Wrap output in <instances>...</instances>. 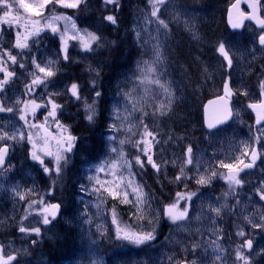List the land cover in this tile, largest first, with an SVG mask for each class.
Instances as JSON below:
<instances>
[{
  "label": "rangeland",
  "instance_id": "1",
  "mask_svg": "<svg viewBox=\"0 0 264 264\" xmlns=\"http://www.w3.org/2000/svg\"><path fill=\"white\" fill-rule=\"evenodd\" d=\"M232 1L229 0V4ZM262 1V13L264 16V0ZM26 2L35 4L39 0H26ZM181 9L185 11L184 8ZM75 10L63 9L59 6L53 9L49 5L48 8L44 9L43 15L48 17L54 13L56 15L71 16L75 20L77 28L81 29L75 18ZM176 10L177 6L173 3L166 8L167 14L172 17L178 14ZM182 10L181 19L187 21L185 12ZM194 18L196 16L193 12L192 16L189 17V25H191V21ZM21 23H23V20ZM64 24L65 21L63 20L56 22V26L61 31H63ZM43 25L44 22L41 20L40 27H43ZM68 27L71 29L70 22ZM136 28L143 33L142 23H139ZM17 31L20 32L21 39L23 40V37L27 35L24 27L18 28L16 25L0 24V53L5 52V50L10 51L12 55L17 56L18 60L17 64H13L7 59L6 55L2 57L6 61L4 66L9 72L14 73L9 83L0 91V103H3L5 107L17 109L13 113L0 112V123L8 125L9 128H21L24 125V121L19 120L20 112L18 111L24 107V104L16 103L17 101L27 102L35 99L36 103L43 104L46 102L49 93L63 92L72 83H79L84 89V95H88V86L82 84L80 81H73L74 71L72 67L80 63V66L85 67L83 71L88 72L87 67L89 64L93 67L102 66L99 63L102 62L101 52L107 48L99 49L93 53H84L79 47L78 41L68 40L70 60L66 61L62 59L63 52L60 50L61 43L58 34L54 35L50 30L45 29V31L40 33L39 37H28V48L14 49L12 46L15 43ZM194 31L196 32L195 28ZM248 33L249 31L238 35H231L228 41H224L230 53L233 54V65L231 68L226 66V62L216 51L217 47L216 49L213 47L215 58L218 60L217 63L210 67L207 66V79L212 86L213 93L215 92L214 94H225L224 84L225 82L229 84L232 92L230 98L234 100V120L232 123L215 132L207 133L204 130L200 135H186L173 128L167 130L166 128H169V126L165 127L163 125L162 117L156 119L149 116L144 120V123L149 125L150 130L157 133V139L162 142L153 148V151L156 153L154 159L157 163H160L162 160H177L178 165L188 145L192 146L194 157L201 162V172L209 166H217L221 160L224 163H235L233 158L239 157L244 162L247 161L248 157L241 155V152L245 150L246 144L249 149L258 146L259 151L264 152V139H261L259 142L255 140V137L260 135V129L264 128V126L254 127V118L248 109L249 102L260 100V93L262 91L260 81L264 80V48H258L257 44L252 41L250 45L249 41L251 37L248 36ZM68 35H72V32L69 31ZM209 43L211 44V42ZM33 58L37 63H40L41 67H45V62L48 60H57L59 58V63L55 64L52 68L56 72V75L50 78L52 83L47 89L41 86L37 87L34 92L26 94L25 86L30 84L32 79H34L32 73L41 77L43 76L32 63ZM20 63L25 64L26 67L20 68ZM199 66H205L204 60L199 62ZM254 71L257 72V76L254 77L256 83H249L247 74L252 75ZM88 76L91 78L90 75ZM3 78L4 73L0 72V79ZM163 79L169 81L166 76ZM172 90L175 93V89L172 88ZM244 91L248 93L247 96L241 94ZM155 93L157 101H166L163 92L159 89H156ZM41 96L44 97V100L40 99ZM175 97L174 95L173 101H175ZM54 99L57 104L64 105L62 112L57 113L61 123L71 125L73 135L81 137V139L78 141L77 149L71 155V163L64 172L62 182L55 188L53 194L55 198L52 195H47L51 184L50 179L28 155L31 151V145L27 142L17 144L10 151L8 163L12 165V168L10 171L0 174V245L5 246V255L13 254L16 256L13 264H42L40 262L37 263V260H39L38 256L45 255L52 246L54 249L55 245H58L56 239L61 240L60 235H58L62 232L61 228L66 230L69 228V225H72V228L75 229V251L69 260V264H88L89 257L102 259L103 264H169L168 258L170 256H174L176 260L187 258L188 260L195 259L197 264H212L214 259L212 241H216L217 237H222V240L217 242L227 249V264H233V249L241 243L236 239L230 244L218 225L223 211H227L228 209L229 199L232 196L229 195L225 198L223 195L229 192L227 182L217 177L210 185L203 187L197 185L194 178L196 170L191 165L189 166L190 170L186 172V175L191 179L178 183L175 182L179 187L178 190L197 192V195L189 202V217L186 222H183L182 227H177L166 216L161 215L157 228V238L148 246L118 245L107 238H100L98 236L91 237V239L97 240V244L92 246L91 239L88 236L89 228L91 227V231L95 232V223L106 222L110 225V216L107 221H102L101 218L96 217L95 223L91 226L84 224L81 214L85 211V205H87L88 213L95 217L96 208L94 205L97 200L95 195L81 192L79 186L81 184L88 185L87 176L91 173L87 169L92 165L100 163V161L109 155L108 144L105 139L108 134L106 127L107 112L97 122L98 126L90 127L83 120L81 105L70 100L69 94L65 93L54 97ZM115 100L116 97L114 100L106 101L107 106L110 108ZM184 105L189 106L190 102L187 101ZM50 107L49 105L48 108L50 109ZM78 109L81 110L78 112ZM146 111L151 113L153 109L149 107ZM186 111L188 113L186 117L189 119L190 112L189 110ZM249 113L250 115H248ZM46 115L47 110L41 108L37 110L36 116L34 118L30 116L29 120L30 122L42 123ZM190 115L196 118L195 112ZM49 123L52 124L51 121ZM52 127L54 129L55 125L52 124ZM24 131L27 132L29 129L24 126ZM31 131L36 136L37 130L31 129ZM90 131L101 137V145L98 143V145L89 144L85 134ZM40 135H43V132ZM169 137L172 139L169 140ZM120 138H124L123 135ZM134 139H139V136H136ZM163 141L168 142L163 143ZM52 148L55 150L54 142ZM125 151L129 154V158L138 154L137 150L130 144L125 146ZM133 171L138 173L135 179L144 184L145 192H147L146 184H149L151 191L154 194L156 193L155 200L157 198V205L161 204L156 210H162L165 205L174 201V198L169 199V193L165 192L161 182V186H159L156 180H154L158 188L149 183L150 178L154 177V170L150 166H146L142 174H140L141 170L139 168L134 167ZM219 171L226 173L227 170L220 168ZM162 172H164L161 174L162 177L169 182L171 179L174 180V177L179 172V167H173L169 163L166 170L162 169ZM125 176H127V173H125ZM240 179L244 181V184L243 187L236 189V193H239L241 198L237 199L239 200V204H237V200L234 201L232 210L238 212L240 215L241 226L244 229L240 228L239 230L242 229L245 233L249 232L255 238L256 243H253L254 250L252 252L254 264H264V254H259L261 249H264V231L253 229L245 220L247 216L253 218L255 221H259L260 216L264 215V203L255 192L256 188L260 186V182L264 181V156H261L260 163L254 171ZM185 184H187V188H185ZM88 186L91 187L90 185ZM14 187L21 193H25L30 188L34 189V194L29 197L31 200H37L42 196L46 203H61L58 220L51 225L41 226L40 221L42 217L39 215V207L33 206L29 208L27 199L20 200L14 195ZM159 190H162L167 195L169 201H162L160 203L159 196L157 197ZM224 204L227 207L222 210L220 216H216L214 212L210 211V208L219 207ZM111 206L112 201L109 200L107 207L110 208ZM185 206V202L180 201V209L182 210ZM119 211L122 214L123 220L130 222L129 206L119 205ZM25 215L28 218L23 221V226L26 228L41 227L39 236L35 233H21L19 231L22 217H25ZM197 216L200 217L199 220L195 219ZM65 234L67 233L65 232ZM33 240L37 241V243L33 244ZM193 244L199 245L194 254L190 248L187 253L182 251L185 246ZM90 247L93 248L92 252L89 251ZM245 251L247 252V250Z\"/></svg>",
  "mask_w": 264,
  "mask_h": 264
},
{
  "label": "snow or ice",
  "instance_id": "2",
  "mask_svg": "<svg viewBox=\"0 0 264 264\" xmlns=\"http://www.w3.org/2000/svg\"><path fill=\"white\" fill-rule=\"evenodd\" d=\"M149 5L152 8L149 16L146 19L152 22L151 18H156L157 23V35L155 37L149 34L148 40L144 41L140 46L142 48L147 47L151 42L150 56L148 59L138 60L130 76H126L124 81H121L124 87H120V83L117 84V91L115 93L116 100L112 103L111 107L107 106L104 99L105 92L102 85V66L93 67L88 65L87 71L90 75L88 80V95H84V89L79 83H72L70 87H66L63 92H53L48 94V98L45 103L38 104L35 99L31 101H17L16 103H23L24 107L20 108L19 120L24 121V125L21 128H9L8 125L0 123V174L10 171L12 165L8 163L9 153L12 148L17 144H23L27 142L31 145V151L28 153L31 160L36 162L43 173L50 179L51 184L49 186L47 195L54 197V191L58 184L63 180L65 170L71 163V155L77 149L78 141L81 137L73 135L72 126L63 124L59 120L57 113L62 112L64 105L57 104L54 97L69 94V99L74 103L81 105L83 111V120L88 126H98L97 122L104 117L107 112V135L105 137L108 144V157H105L100 163L92 165L87 169L90 175L87 176L88 185L81 184L80 191L87 192L96 196V208L95 217L88 213L87 205H85V211L81 214V219L84 224L89 226L95 223V218L99 217L102 221H107L110 216V225L106 222L95 223V232L89 228L88 236L91 239L93 236L100 238H107L111 242L118 245L128 244L133 246H148L154 242L157 238V228L161 215L166 216L174 225L182 227L183 222H186L189 217V202L197 195V192H177L175 194L174 201L163 207L162 210L153 209L152 205L155 197L149 192L144 191V184L137 181L135 177L138 173L133 171V168H139L141 173L146 166H150L156 174H160L162 169L166 170L167 165L171 163L173 167H179L178 174L170 182H181L183 180L191 179L186 175L189 171V166L196 170V184L200 186H207L212 183L217 177L227 182L229 192L224 193V197L229 195H236V189L243 187L244 181L240 179V173L246 169L253 168L256 160L261 156H264V152H259L255 147L248 148L245 145V150L241 152L242 156L250 157L248 163L239 157H234L235 163H224L223 160L218 162L217 166H209L205 168L203 172L200 171L201 162L193 155V148L188 145L184 153L183 158L177 165V160H162L157 163L154 159L156 153L153 148L162 142L157 139V133L150 130L149 125L144 123V120L149 116L155 118L157 115L160 117L168 115L172 111V104L174 100V92L172 90L171 81H166L163 77L166 75L165 64L167 57L164 55L163 42L160 40V32L164 31L165 37H167L168 23L160 19L158 13L160 6L166 4V0H148ZM261 0H253V3L249 5L252 8V13L246 17L242 14L241 18L237 22L230 23L233 28L241 27L244 18L255 20L260 26V35L258 37L259 45L264 48V18L256 15L257 8L260 5ZM87 4V0H39L38 3H28L26 0H0V24L4 25H16L24 27L27 35L21 39L19 31L16 33V40L13 44V48L25 49L28 48V37H39L40 33L45 29L50 30L54 35H59L61 43V51L63 52V60H70L68 40L78 41L79 47L84 53H93L99 49L105 47H112L116 45V41H109L95 32H91L88 29H79L76 26L75 20L71 16L56 15L45 17L43 15L44 9L49 5L55 9L57 6L63 9H80L81 6ZM105 8L108 5L114 6L115 9H119L120 0H103ZM238 7V5H233ZM39 18V19H37ZM110 25L116 26L118 24V18L115 14H110L103 17ZM23 20V23L21 21ZM41 20L44 25L40 27ZM65 21L63 31L56 26V22ZM71 23V29L68 24ZM186 28L192 32L194 39H199L198 33L193 30V26L189 25L188 21H185ZM69 31L72 35H68ZM136 39L138 41L143 40L140 31H136ZM216 51L226 62V66L231 68L233 65V54L230 53L228 47L224 41L218 43ZM6 55L7 59L13 64H17V56L11 54L10 51L0 53V72L4 73V78L0 79V91L5 88L13 77L14 73L9 72L4 66L6 61L2 57ZM32 63L39 73L43 76L32 73L34 79L30 84H27L26 94L32 93L37 87H43L45 89L52 83L51 77L56 75V72L52 70L53 66L59 63L57 60L46 61V66L41 67L40 63H37L33 58ZM20 68H25L26 65L20 63ZM58 71V69H57ZM207 72V69L204 70ZM130 85V86H129ZM261 95L264 96V80L260 81ZM159 89L163 92L166 101H157L155 90ZM225 97L232 95L228 82L224 84ZM247 96L246 91L241 93ZM220 97V99H225ZM44 100V97H40ZM151 101V103H150ZM51 106L50 109L48 106ZM152 108L153 111L149 113L146 108ZM249 108H252L257 112V125L264 122V100H261L258 104H249ZM47 110V115L44 116L42 123L30 122L29 118L35 117L38 109ZM81 109H78V112ZM17 111L12 107H5L3 103H0V112L13 113ZM232 111L230 108H226L223 118L216 119L214 122H208L207 127L209 129L216 128L219 124H224L231 116ZM55 125L53 129L52 124ZM24 126L29 131H24ZM31 129H36V136L33 135ZM142 129V131H141ZM43 132V135L40 133ZM123 135L124 138H120ZM139 136V139H134ZM172 138L169 137V140ZM264 139V128L260 129V135L255 137V140L259 142ZM55 144V150L52 148V144ZM168 141H163L167 143ZM132 145L137 150V155L129 158V154L125 151L126 145ZM51 165V167H49ZM226 169L227 172H221L219 169ZM127 173V176H125ZM166 175V171H165ZM18 187V186H16ZM13 188L14 195L20 200H26L29 204V208L36 206L39 207V215L42 217L40 221L41 226L51 225L56 221L61 210V203H46L41 196L37 200H31L29 197L34 194L35 190L30 188L25 193H21ZM187 188V184H185ZM198 191V190H197ZM261 201H264V181L260 182V186L255 190ZM131 197V198H130ZM109 200L112 201V206L107 207ZM180 201L185 202V207L180 209ZM239 204V200H237ZM119 205L129 206V218L130 222L123 220L122 214L119 211ZM227 205H220L219 207L210 208V211L214 212L216 216H220L222 210ZM85 217H87L85 219ZM28 216L22 217L21 226L19 231L21 233H35L37 236L41 233V227L26 228L23 226V221L27 220ZM195 219L199 220L197 216ZM248 224L253 229H259L264 231V215H261L259 221H255L253 218L245 217ZM238 237H244L245 239L234 249V261L233 264H254L252 259V252L254 250L253 240L248 239L247 234L242 229L237 231ZM222 240V237H217L216 241H212L214 259L212 264H227L228 253L227 249L217 241ZM33 244L37 241L33 240ZM97 240L91 239V245L95 246ZM199 247L198 244L185 246L182 251L187 253L189 248L194 254ZM247 250V252L245 251ZM90 252L93 248L90 247ZM259 254H264V249H261ZM16 260V256L13 254L5 255V246L0 245V264H13ZM169 264H197L195 259L188 260H176L174 256L168 258ZM88 264H103L102 259H96L89 257Z\"/></svg>",
  "mask_w": 264,
  "mask_h": 264
},
{
  "label": "trees",
  "instance_id": "3",
  "mask_svg": "<svg viewBox=\"0 0 264 264\" xmlns=\"http://www.w3.org/2000/svg\"><path fill=\"white\" fill-rule=\"evenodd\" d=\"M172 3L177 6L178 10H176L178 14L174 15V17L168 15L166 12V8L172 5ZM228 5L229 0H166V4L160 6L158 16L168 23L167 37H165V30L163 29L159 34L160 40L163 42L164 55L167 57L165 76L171 81L172 88L175 89L174 95L176 96L172 104V111L162 117L163 125L165 127L169 126V128H166L167 130L173 128L186 135H200L204 131L201 120L202 103L207 97L215 95L207 79V72L204 70L205 68L207 69V66L210 67L217 63L218 60L215 58L214 48L216 49L218 43L220 41H228L231 35H234L227 28L225 22ZM181 8H184L185 11ZM181 10L185 12L188 23L189 17L194 12L196 18L191 21V26H193V30L195 28L199 39H194L192 32L186 28L185 20L181 19ZM151 11L152 8L148 0H120L118 10L112 5H108L105 8L103 0H87L86 5L74 11L76 21L82 30L88 29L106 40L116 41L115 46L102 50V62H99L103 68L101 77L105 101L114 100L117 84L124 81L126 76L132 74L138 60L147 59L150 56L151 42L144 48L140 45L148 40L149 34L153 37L157 35L156 18H151L152 22L146 19ZM110 14L117 16L118 24L116 26L110 25L103 19V17ZM139 23L143 24V33L136 28ZM136 31L141 32L143 40L138 41L136 39ZM208 42H211V44H208ZM203 60L205 66H199V62ZM79 66L80 63L72 67L74 71L73 81H80L82 84L88 86L89 73L83 71L84 66ZM256 76V71L252 75L248 73V82L256 83L254 78ZM120 87H124V85L120 83ZM187 101L190 102L189 106L184 105ZM145 110H148V108ZM186 110H189L190 114L195 112L196 118L189 114L188 119L186 117L188 115ZM155 118L158 119L160 116L157 115ZM85 137L91 145L102 144L101 137L93 131L86 132ZM162 173L164 172L161 171L158 177V174L154 171V177L150 178L149 183L155 186L157 183L161 186V182L165 192L169 193V199L175 198V194L179 192L178 185L175 182H170L173 179L168 182L162 177ZM154 180H156V183ZM146 191L156 197V193L154 194L151 191L149 184H146ZM173 191L175 192L173 193ZM158 196L160 203L162 201H169L167 195L162 190H159ZM240 198L239 193L230 196L228 209L227 211H223L218 222L223 235L230 244L236 239L240 243L245 239L236 235L237 231L240 228L244 229V227L241 226L239 213L232 210V204ZM156 205L157 198L153 202L152 207H155L153 209H157L161 204ZM72 227V225H69V228L66 230L61 228L62 232L58 234L61 240L56 239L58 245L54 244V249L52 246L45 255L38 256L39 260H37V263L69 264V260L75 251V229ZM246 234V238L252 239L255 244L253 234L249 232H246Z\"/></svg>",
  "mask_w": 264,
  "mask_h": 264
},
{
  "label": "water",
  "instance_id": "4",
  "mask_svg": "<svg viewBox=\"0 0 264 264\" xmlns=\"http://www.w3.org/2000/svg\"><path fill=\"white\" fill-rule=\"evenodd\" d=\"M251 3H253V0H235L229 6V8L227 10V14H226V23H227V26L229 27V29L231 31H236V30L241 31V30H243V28H244V26H245V24L247 22L252 23L258 29H260V26L256 23L255 20H250V19H247V18L243 19L241 27H239V28H233L232 24L229 22L230 19H231L232 22H237L241 18L242 14L245 17L248 14H251L252 13V8L249 7V5ZM233 5H238V7H233ZM244 5H245L246 9L248 10V12H245L243 10V6ZM256 15H258V16H260L262 18V16H261V5L258 6ZM220 97H225V95H220V96H216V97L210 98L203 105V125H204L205 130L208 131V132H212V131L218 130V129H220L223 126H226V125L230 124L232 119H233V115L234 114H232V116L224 124H219V125H217L216 128L209 129L207 127V123L208 122H214L216 119H222L226 108H230L232 113H233L232 100L230 98H228V97H225V99L222 100V99H220ZM262 100H264V96H262ZM251 104H258V103H251ZM249 109L251 110V112H252V114L254 116V119H255L254 120V126L255 127H259V126L264 125V122H262L260 125H257V123H256L257 112L255 110H253L252 108H249ZM255 148L259 151L258 147H255ZM249 160H250V157H249ZM259 161H260V158H258L256 160L255 166L259 163ZM248 162H246V163H248ZM255 166L253 168L246 169L244 172H241L240 176L243 175L244 173L248 172V171L253 170L255 168Z\"/></svg>",
  "mask_w": 264,
  "mask_h": 264
},
{
  "label": "bare ground",
  "instance_id": "5",
  "mask_svg": "<svg viewBox=\"0 0 264 264\" xmlns=\"http://www.w3.org/2000/svg\"><path fill=\"white\" fill-rule=\"evenodd\" d=\"M178 191H179V192H182V193L184 192L183 190H178Z\"/></svg>",
  "mask_w": 264,
  "mask_h": 264
},
{
  "label": "flooded vegetation",
  "instance_id": "6",
  "mask_svg": "<svg viewBox=\"0 0 264 264\" xmlns=\"http://www.w3.org/2000/svg\"><path fill=\"white\" fill-rule=\"evenodd\" d=\"M260 35V34H259Z\"/></svg>",
  "mask_w": 264,
  "mask_h": 264
}]
</instances>
